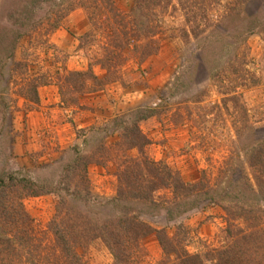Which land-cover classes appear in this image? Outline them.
I'll list each match as a JSON object with an SVG mask.
<instances>
[{
  "label": "rangeland",
  "instance_id": "374dc122",
  "mask_svg": "<svg viewBox=\"0 0 264 264\" xmlns=\"http://www.w3.org/2000/svg\"><path fill=\"white\" fill-rule=\"evenodd\" d=\"M134 2L112 0L121 15L108 7L109 18L101 17L127 31L117 38L126 46L119 55L120 73L113 78L94 63L103 53L100 47L109 43L104 33L112 30L92 25L100 16L91 7L68 10L57 28L45 21L29 30L18 39L12 56L3 58L0 96L8 107L5 118L0 114V176L14 173L55 185L65 165L80 154L88 162L93 193L105 202L116 195L123 169L144 154L167 163L195 184L196 191L185 195L163 186L154 193V203L139 205L144 220L167 234L164 243L155 233L142 238L136 251L142 264H178L183 245L190 253L201 254L206 264H221L223 259L230 264L232 259L226 257L235 253L240 262L233 264H264V204L257 214L244 210L240 214L245 202L248 210L260 202L261 195L251 193L247 184L261 183L264 188V167L258 159L264 158V0H198L197 8L188 10L181 0H172L159 11L161 26L148 37L134 35L130 15ZM9 4L0 0V30ZM45 12L41 9L38 15ZM146 17L153 19L151 14ZM91 30L96 32L92 42L80 39ZM219 39L222 43L215 41ZM148 41L157 48L150 55L143 57L142 49H132ZM209 43L219 47L211 58L202 49ZM90 66L105 80L100 86L92 83L88 92L65 91L73 100L62 102L59 85H68L62 82L67 72ZM42 77L50 83L39 85L37 104L22 92ZM148 106L157 109L139 122L148 144L142 149L120 145L112 119ZM36 111H41L39 118L28 116ZM16 199L19 202L20 197ZM56 201L53 193L22 199L32 219L33 232L28 233L35 235L34 243L40 239L43 260L54 243L49 224ZM24 226L28 229L26 222ZM29 247L36 252L33 244ZM78 251L83 264H112L114 259L100 239Z\"/></svg>",
  "mask_w": 264,
  "mask_h": 264
},
{
  "label": "trees",
  "instance_id": "16d2710c",
  "mask_svg": "<svg viewBox=\"0 0 264 264\" xmlns=\"http://www.w3.org/2000/svg\"><path fill=\"white\" fill-rule=\"evenodd\" d=\"M3 1H7L9 4L10 0ZM171 2L172 0H135L130 12L135 21L133 22V29L138 32V34L134 32V35L138 37L154 35L157 27L161 26L162 23L158 15L159 11L161 9L164 11ZM196 2L198 0H181L180 3L188 10L191 7L192 9L197 8ZM9 5L7 12H5V25L0 30V68L3 58L5 61L12 56L14 46L22 35L41 26L45 21L49 23L51 29L57 28L68 10L80 5L95 9L94 15L100 16L99 22L92 19L93 26L98 24L96 28L102 31L105 28L112 30L111 33H104L110 40L108 44L100 47L103 53L95 59L94 63L100 64L106 69V77L113 78L115 73H120L119 55L122 54L126 44L124 45V42L120 39L117 40V38H120V34L126 36L127 31H119L110 22L101 18H109L106 12L109 10L108 7L114 6L112 0H11ZM236 8L238 7L231 9ZM41 9H46V12L44 16L40 17L38 14ZM111 9L115 14L121 15V12L115 10L114 7ZM150 14L153 19L151 17L147 19L146 16ZM50 19H52L51 22ZM10 24L12 26H9ZM253 25H255V21ZM97 29L95 31H98ZM94 38H96V32L93 30L80 36V39L85 40L86 43L92 42ZM211 41L210 43L213 45L214 41ZM215 41L222 43L220 39ZM151 43L148 41L136 44L132 49L137 51L142 49L141 53L143 57H146L157 50V48L152 47L153 45H150ZM210 43L204 44L202 47L205 52L210 54L209 58L214 57L213 54L215 53L218 55L219 51L218 46L213 48ZM109 44L112 46L111 48L108 46ZM113 51L116 53L111 54ZM64 78L62 82L67 81L68 85L64 88L59 85L61 100L64 103L73 100L71 97L69 99L65 97V91H69L68 93L71 95H76L77 92H88L92 88V83L100 86L105 80V78H100L91 66L87 70L68 71ZM41 79L40 82L31 83L30 87L22 92L25 98L37 104L40 102L39 85L50 83L45 77ZM7 107L4 99L0 96V114L3 118H5ZM156 112L155 107L148 106L134 109L130 114L127 113L128 115H116L112 119V125L113 129L118 131L120 135L119 144L126 148H144L148 144V138L141 130L139 122L155 115ZM77 155L73 164L67 163L65 165L62 176L55 185L40 184L26 177H18L14 173L0 176V264H13L15 260H22L28 264H44V261L48 264H83L81 263L82 255L78 250L85 248L97 239H100L111 251L114 257L112 264H142L140 257L136 254L142 238L155 233L159 241L164 243L167 234L164 228H155L144 220L139 205L146 201L154 203L156 200L154 193L163 186L179 189L185 195L196 191L195 184L186 182L177 172L170 169L167 163L148 158L142 154L139 160L135 161L132 166L126 167V170L123 169L122 173L119 174L120 179L116 195L105 202H101L97 200V194L93 193L91 187L87 171L88 162L84 161V156ZM258 159H260V165L264 167L263 156H258ZM247 185L250 186L251 193L261 195L260 202H257L256 211L254 209L248 210V205L245 204L248 202H245L240 206V214L243 210L257 214L262 210L261 206L264 204V188L261 183H257L258 189L256 190L254 185ZM15 190H21L23 194L18 196ZM47 193L55 194L57 201L55 214L49 224L54 236V243L49 245L46 255L43 254V258L46 257L43 260L41 259V252H39L40 245H42L40 239H37L39 240L38 243H34L36 242L35 235L28 233L30 229L33 232L32 219L24 209L22 199L26 195L38 196ZM18 197H20L19 202L16 199ZM248 197L250 196L247 194V199H249ZM134 200L140 201V203L132 202ZM137 203L139 204L137 205ZM24 222H26L28 229L25 228ZM179 227L182 226L179 225ZM32 244L36 252L29 247ZM171 249L174 250V248ZM178 250V264H206L201 254L190 253L186 246L183 245ZM223 252L224 250L221 253ZM228 252V250L225 251V254L227 255ZM222 258L221 255L220 260ZM226 258L232 259L230 264L236 260L240 262V256H237L236 253L228 254ZM223 260L221 264H228V260Z\"/></svg>",
  "mask_w": 264,
  "mask_h": 264
},
{
  "label": "crops",
  "instance_id": "0c3cea01",
  "mask_svg": "<svg viewBox=\"0 0 264 264\" xmlns=\"http://www.w3.org/2000/svg\"><path fill=\"white\" fill-rule=\"evenodd\" d=\"M41 112V111H40ZM40 112H38V111H36V112H30L29 114H28V116H30V118L33 116V114L35 115L34 117L35 118H39L40 116H41V113ZM31 120H33V119H31ZM35 121H37V120H39V119H34ZM32 123V122H31Z\"/></svg>",
  "mask_w": 264,
  "mask_h": 264
}]
</instances>
